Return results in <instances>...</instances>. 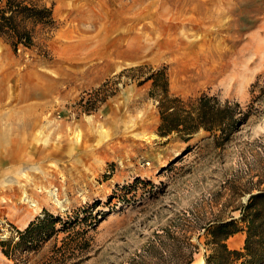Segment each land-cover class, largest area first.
I'll list each match as a JSON object with an SVG mask.
<instances>
[{
  "label": "rangeland",
  "instance_id": "obj_1",
  "mask_svg": "<svg viewBox=\"0 0 264 264\" xmlns=\"http://www.w3.org/2000/svg\"><path fill=\"white\" fill-rule=\"evenodd\" d=\"M41 1L52 5L53 30L38 29L34 44L17 50L0 36V239L45 210L65 215L95 204L102 219L77 264H127L168 228L198 246L191 264H205L201 227L239 220L250 195L264 192V0ZM144 41L168 42L173 51H130ZM225 60L231 66L211 79L204 65ZM138 64L166 66L170 91L186 102L215 95L249 115L227 135L200 128L161 136L149 81L129 78L147 68L118 83L120 70ZM15 133L19 143L2 137ZM32 179L57 201L46 195L30 206L1 193ZM238 224L243 236L226 243L244 251L247 231ZM156 258L154 251L144 257L146 264ZM0 264H9L1 250Z\"/></svg>",
  "mask_w": 264,
  "mask_h": 264
},
{
  "label": "trees",
  "instance_id": "obj_2",
  "mask_svg": "<svg viewBox=\"0 0 264 264\" xmlns=\"http://www.w3.org/2000/svg\"><path fill=\"white\" fill-rule=\"evenodd\" d=\"M55 27L52 5L41 0H0V36L7 39L14 50L20 45L31 47L38 29L51 31ZM144 68H147L144 77L131 74L129 78L136 77L138 85L149 81L148 94L156 102L160 116L157 133L161 136L177 132L188 137L200 128L227 135L239 120L242 122L249 115L235 108L239 106L238 102L234 106L229 100L221 102L215 95L203 94L193 103L184 101L170 91L166 66L138 64L125 67L117 74L118 83L126 72L143 71ZM106 83L107 80L97 89ZM110 94H105L102 100ZM236 112L241 116L236 117ZM240 212L239 220L215 219L201 227L207 236L205 264H264V192L250 195ZM101 219V211L96 210L95 204L83 205L65 215L45 210L24 228L12 227L10 235L0 239V250L9 264H77L90 246V232L96 229ZM239 221L245 224L247 231L244 251L230 249L226 243L228 238L243 229ZM186 228L180 227L179 230L186 231ZM164 233L162 236L166 239L157 237L146 247L144 254H138L127 264H146L144 257L152 251L158 260L153 264H191L198 246L183 234L179 239L172 228ZM60 234L63 236L59 237ZM50 242V248L43 252ZM155 249H161V252L158 254ZM182 256H186L185 259Z\"/></svg>",
  "mask_w": 264,
  "mask_h": 264
},
{
  "label": "bare ground",
  "instance_id": "obj_3",
  "mask_svg": "<svg viewBox=\"0 0 264 264\" xmlns=\"http://www.w3.org/2000/svg\"><path fill=\"white\" fill-rule=\"evenodd\" d=\"M198 8V7H197ZM200 10V9H199ZM199 10H198V12H199ZM204 9L202 8V11H203ZM206 11H209V10H206ZM204 14V13H203ZM209 14V13H208ZM211 14V13H210ZM211 17H212V15H211ZM206 18V17H205ZM151 28V27H150ZM147 41V40H146ZM146 41H144V43H145V45H143V44H139V43H136V45L135 46H132V48H130V49H132V50H130V51H132V52H134L135 54L136 53H138L140 50H142V49H144V48H152V47H154V48H156L159 52H172L173 51V45L172 44H170V43H168V42H156L155 43V45H147L146 44ZM149 42V41H148ZM147 42V43H148ZM187 43V42H186ZM185 43V45H187ZM134 45V44H133ZM190 45V44H189ZM248 45V44H247ZM188 46V45H187ZM196 46H198L197 44H196ZM247 47V46H246ZM245 47V49H247ZM129 48V47H128ZM195 48V47H194ZM248 48H249V46H248ZM244 49V48H243ZM250 49V48H249ZM128 50V49H127ZM146 50V49H145ZM161 50V51H160ZM242 50V49H241ZM240 50V51H241ZM243 51V50H242ZM247 51H249L248 49H247ZM247 51H244V52H246V54L248 53ZM252 51V50H251ZM221 53V52H220ZM227 53V52H226ZM241 53V52H240ZM254 53V51L252 52V54ZM160 54H162V53H160ZM208 54H210V53H208ZM248 54H250V53H248ZM132 55H133V53H132ZM210 55H212V54H210ZM242 55V54H241ZM244 55V54H243ZM242 55V56H243ZM208 56V55H207ZM213 56V55H212ZM224 56H226V54L224 55ZM209 57V56H208ZM215 57V56H214ZM239 57H241V56H239ZM247 58L249 57H253L252 55L251 56H246ZM221 60L223 59V58H220ZM245 59V58H244ZM208 60V59H207ZM206 60V61H207ZM214 60V59H213ZM241 60V59H240ZM215 61V60H214ZM226 61V60H225ZM247 61H248V59H247ZM204 62V61H203ZM210 62V61H209ZM219 62V61H218ZM217 62V63H218ZM227 62V61H226ZM240 62V61H239ZM242 62V61H241ZM205 64H206V62H204ZM208 63V62H207ZM211 63V62H210ZM216 63V64H217ZM228 64H226V66H224V67H217V66H215V65H213L212 67H207V66H205L204 65V67L205 68H208L209 69V71H208V73H209V76H210V78L211 79H214L215 80V78H217L220 74H222V73H224V71H225V69H228V67H229V62H227ZM247 63H249V62H247ZM247 63H246V65H247ZM232 64V63H231ZM233 65V64H232ZM231 66V65H230ZM235 67V66H234ZM240 67V66H239ZM242 68V67H241ZM1 69V68H0ZM204 69V68H203ZM207 69V70H208ZM233 69V68H232ZM243 70H244V67L242 68ZM241 69V70H242ZM230 70V69H229ZM236 70V69H235ZM242 70V71H243ZM228 71V70H227ZM231 71V70H230ZM245 71V70H244ZM226 72V71H225ZM237 72V71H236ZM239 72H241V71H239ZM197 73V72H196ZM242 73V72H241ZM241 73H239V74H241ZM225 74V73H224ZM195 75L196 74H194V77H195ZM198 75H200V72L198 73ZM197 75V76H198ZM202 75V74H201ZM205 75V74H204ZM227 75V74H226ZM190 76V75H189ZM203 76V75H202ZM191 77H193V74H192V76ZM190 77V78H191ZM220 77V76H219ZM226 77H228V76H226ZM234 76H232V78H233ZM196 78V77H195ZM199 78V76L197 77V79ZM203 78V77H202ZM225 78V77H224ZM209 79V78H208ZM221 79V78H220ZM228 79H229V77H228ZM192 80V79H191ZM217 80V79H216ZM226 79H224V81H225ZM230 80H231V77H230ZM229 80V81H230ZM234 80V79H233ZM213 81V80H212ZM211 81V82H212ZM223 81V80H222ZM227 81V80H226ZM218 83V82H217ZM220 83V82H219ZM221 84V83H220ZM24 117V116H23ZM22 123H24V124H26V125H30V123H29V121H28V119H26V118H24V119H22ZM26 125H23L22 126V128H26L27 126ZM3 138H5V139H10L13 143H19V141L21 140V136L19 135V133H15V134H12V135H9V134H4V136H2ZM24 139V138H23ZM27 178V177H26ZM28 178H30V177H28ZM31 179V178H30ZM24 180V179H23ZM26 180V179H25ZM39 183V184H37V183ZM43 181H40V182H38L37 180H34V179H32V180H30L29 182H27V184L25 183V184H19V183H16L15 185H11L10 187L8 186V187H5V188H3L2 190H1V193H5V192H7V191H10V192H12V195L14 196V197H17V198H23L24 197V199L25 198H28V199H30V200H28V202H29V205L30 206H35V203L34 202H32L31 201V199H41V197L44 199V197H46V195H48V196H50L51 198H53L54 199V201H57L56 200V198H55V193L53 192V191H50V190H48V191H44V188L42 187V185H43ZM54 189V188H53ZM45 192V195L44 196H42V194ZM37 204V203H36Z\"/></svg>",
  "mask_w": 264,
  "mask_h": 264
},
{
  "label": "crops",
  "instance_id": "obj_4",
  "mask_svg": "<svg viewBox=\"0 0 264 264\" xmlns=\"http://www.w3.org/2000/svg\"><path fill=\"white\" fill-rule=\"evenodd\" d=\"M237 234H240V236H243V234H242V232H241V231H240V232H237V233H235V234H234V236H235V235H237ZM231 237H232V236H231ZM231 237H230V238H231ZM234 238H235V237H234ZM234 241H235L234 243H237L238 245H241V244H242V239H241V237H240V238H238V239H237V238H235V239H234Z\"/></svg>",
  "mask_w": 264,
  "mask_h": 264
}]
</instances>
